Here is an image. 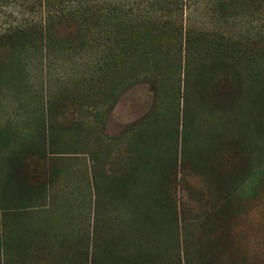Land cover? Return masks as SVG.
Returning a JSON list of instances; mask_svg holds the SVG:
<instances>
[{
	"label": "rangeland",
	"instance_id": "1",
	"mask_svg": "<svg viewBox=\"0 0 264 264\" xmlns=\"http://www.w3.org/2000/svg\"><path fill=\"white\" fill-rule=\"evenodd\" d=\"M114 6L80 44L47 30ZM176 17L255 53L246 77L228 55L196 67L189 141L171 96L138 124L150 84L107 107L98 81L116 24L140 36L150 19L170 44ZM0 264H264V0H0Z\"/></svg>",
	"mask_w": 264,
	"mask_h": 264
},
{
	"label": "trees",
	"instance_id": "2",
	"mask_svg": "<svg viewBox=\"0 0 264 264\" xmlns=\"http://www.w3.org/2000/svg\"><path fill=\"white\" fill-rule=\"evenodd\" d=\"M117 7H111L108 11L102 10H78L73 13H59L57 17H50L48 21L47 30L51 31L55 24H65L67 30L63 35L66 39L78 37L80 44V36L85 34L89 28L88 21H94L99 16L116 17ZM179 9V8H178ZM115 15V16H114ZM150 19H140L137 22L139 27L147 29V33L136 36V32L132 36L125 34L122 31L121 24H116V29L112 34V39L117 45V49L111 55V60L104 62L100 66L101 74L99 75V82L102 84L98 88L102 89L105 93L106 100H109L107 107L113 105L114 100L117 98L120 91L127 88L134 82L145 81L150 84L151 89L155 94V104L152 109L140 118L136 123L146 124L150 121L156 120L163 116L160 106L165 102L166 96L172 98L173 117H175L176 125L178 126L177 115L181 111V126L184 132V139H190V129H193V117L189 110L187 102V87L191 82L192 77L196 73L198 65H205L204 58H209L213 54L230 56L235 64H242L243 75L247 76V66H250L254 58L253 47L250 42L239 41L235 46L224 45L217 41L215 34L207 32L204 28L194 27L189 25L182 28V22L179 19L173 18L167 20L166 25L173 26L175 30L174 41L170 44H164L160 40L162 34L165 32L164 28L153 27ZM134 31H136L134 29ZM48 34V39L53 40L55 37ZM78 44V45H79ZM210 54V55H209ZM213 57V56H212ZM214 59V58H213ZM112 61V62H111ZM170 69L174 72L175 80L172 85V95H168V82L167 73ZM114 71L121 73V78L114 76ZM183 82L184 91L181 92V83ZM170 87V86H169ZM175 98V100H174ZM182 100V102H180ZM181 106V109H180Z\"/></svg>",
	"mask_w": 264,
	"mask_h": 264
}]
</instances>
